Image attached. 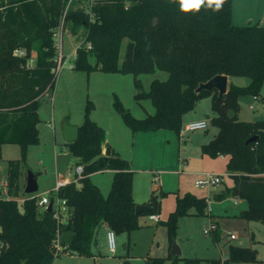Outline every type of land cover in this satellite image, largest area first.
<instances>
[{"label": "trees", "instance_id": "obj_1", "mask_svg": "<svg viewBox=\"0 0 264 264\" xmlns=\"http://www.w3.org/2000/svg\"><path fill=\"white\" fill-rule=\"evenodd\" d=\"M69 0H0V145L18 144L22 158L9 160L7 198L0 187V264H52L63 253L94 255L98 228L105 224L115 233L140 227L133 195L134 171L128 159L107 143L106 130L90 118L95 108L86 105L79 126V138L66 142L83 166L81 175L60 186L53 199L65 201L66 211H49L38 205L40 195L25 192L22 162L31 144L39 141L40 98L54 90L58 73L56 31ZM233 0H226L219 12L202 7L184 13L178 0H93L91 8L72 7L64 18V31L85 42L77 48L73 68L91 71L132 73L135 98L152 101L155 112L135 117L118 98L117 110L133 132L168 129L181 134L183 117L198 101L211 96L210 123L217 135L202 145V153L212 158L228 156L226 169L232 184L215 195L246 199L248 207L237 217L264 222V120L238 118L239 98L259 96L264 84V25H236L232 21ZM81 27L83 30L81 31ZM127 41L123 60L121 49ZM92 45L87 49L86 43ZM24 49V56L14 50ZM90 56L95 58L92 63ZM34 62L29 64V60ZM156 68L168 72L166 80L154 79L148 92L142 91L139 76ZM218 74L247 76V85L229 84L219 95L216 89L197 91L198 86ZM233 113V114H232ZM252 136L255 141L247 143ZM114 171L108 195L91 179L94 172ZM166 193L153 190L147 204L159 213ZM24 201L19 202L18 197ZM177 206L164 222L172 242L183 215H206L215 224L214 239L220 242L219 225L207 210L208 199L192 193L177 197ZM63 220L67 225L63 226ZM71 232L68 246L57 247V238ZM225 264L258 261L256 249L224 243ZM171 264H186L191 258L169 253ZM150 264H165L166 258L147 257ZM264 264V260L260 261ZM220 264L219 260H214Z\"/></svg>", "mask_w": 264, "mask_h": 264}, {"label": "rangeland", "instance_id": "obj_2", "mask_svg": "<svg viewBox=\"0 0 264 264\" xmlns=\"http://www.w3.org/2000/svg\"><path fill=\"white\" fill-rule=\"evenodd\" d=\"M250 2L254 23L264 25V7L262 9L258 7V0H250ZM80 30L82 31L83 28L81 27ZM82 41L83 38L78 39L71 30L63 33L64 54L67 56L64 65L59 69L54 90L47 91L40 98L38 110L40 138L37 143L30 145L22 162V181L25 182L28 171H32L39 186L36 194L52 197L56 195L55 189L59 180L75 179L77 157L64 140L62 126L64 122L80 126L84 121L86 105L90 100L95 104L90 118L106 130L107 143L118 150L122 157L134 161V167L139 170L133 177L135 200H147L155 187L157 193L161 191L166 193L161 198V209L158 213L161 220L165 222L168 219L171 211L178 204L177 197L186 193L205 196L209 202L207 210L215 215L240 214L247 208L249 205L246 199L230 196L216 201L212 195L216 190L220 191L232 184V178L226 169V157L221 155L218 158L203 157L200 149L194 147V143L188 146L178 143L175 132L171 135L172 142H168L167 138L170 137L167 135L168 130L152 132L151 135L135 136V132L117 110L115 100L118 98L132 115L139 118L155 112L152 101L150 98L136 100L132 73L106 72L100 69L86 71L73 68L74 59L68 58V54L72 53ZM127 41L126 39L122 45L120 61L123 60ZM90 60L92 63L96 61L93 56H90ZM139 78L142 82V91L148 92L152 81L166 80L168 72L156 68L154 72L143 73ZM231 81L234 84L247 85L250 83V78L232 76ZM239 103L238 118L240 120H264V84L259 96H240ZM209 104H211L209 98L202 99L201 103L196 105L197 107L189 111V116H194L196 112L203 110L210 111L211 115ZM251 105L254 108H251ZM208 127V132L191 131L186 136L189 135L192 138L197 135L206 136L217 129L212 123H209ZM21 158L20 145H0V187L3 196H5L8 161ZM154 170L157 171V175ZM174 170L176 172H173ZM207 172L220 173L224 177V182L196 188V181L205 178L206 176L202 173ZM91 179L101 187L105 195L109 193L113 180L112 172L108 170L94 172ZM149 215L142 213L139 218L140 227L130 233H115V251H111L109 247L106 229L100 228L97 242L93 247L95 253H100L97 263L112 264L109 258L114 257L113 255H117L118 258L119 255H125L126 260L131 264H146L148 256L166 258L165 264H171V260L167 258L171 253L168 228L162 221H151ZM228 222L222 227L221 243L231 240L238 245L252 246L256 249L258 257V261L230 262L229 264H261L260 261L264 260V222L240 217L230 219ZM66 225V220H63V226ZM210 226V219L206 215H183L179 218L174 241L181 248V257L192 259L190 264H215L214 260L221 262L222 259L228 258L226 247L215 242L214 231L210 229ZM231 234H235L236 238L232 239ZM70 236L69 230L64 229L61 233L62 241L70 242ZM64 256L59 255L56 258H65ZM180 264H186L185 260H182Z\"/></svg>", "mask_w": 264, "mask_h": 264}, {"label": "crops", "instance_id": "obj_3", "mask_svg": "<svg viewBox=\"0 0 264 264\" xmlns=\"http://www.w3.org/2000/svg\"><path fill=\"white\" fill-rule=\"evenodd\" d=\"M259 1V3H258V7L260 8V9H262L263 7H264V0H258ZM252 6H251V2H250V0H233V7H232V21H233V23L234 24H236V25H245V24H249V23H254V17H253V11H252ZM262 25V24H261ZM69 54H71V53H69ZM230 83H234V82H232L231 81V76H228V88H229V84ZM206 98H209L210 99V102H211V104H209V106H210V108H211V106H212V100L213 99H211V96H208V97H205V98H203V99H206ZM201 101H202V99L201 100H199L198 101V103H197V105L199 104V103H201ZM197 107V106H196ZM191 112V111H190ZM190 112H188L185 116H184V118H183V123H184V125L186 124V123H188V122H190V121H194V120H200V119H206L207 121H208V124L210 123V118H211V116H212V108H211V115L209 114V112L210 111H207V110H203V111H201V112H196V114L194 115V116H189L190 114ZM183 125V126H184ZM209 126V125H208ZM162 130H168V129H160V130H157V131H139V132H135V136L137 135H151V133L153 132V133H156V132H160V131H162ZM204 132H208L209 131V127L207 128V129H205V130H203ZM174 131H171V130H168V132H167V135L169 136L170 135V137H168L167 138V141L168 142H172V140H171V135H172V133H173ZM217 132H218V129H216V131H213L211 134H208V135H206V134H204V135H206V136H202V135H197V136H195V137H190L189 135H187L186 136V134L188 133V132H186V133H184V134H178V133H176V134H174L175 135V137L177 138V140H178V143H182V144H184V146H188V145H190V144H193L194 143V147H197V148H199L200 149V152H201V154L203 155V157H209V158H212V157H210L209 155H206V154H203L202 153V150H201V148H202V145H204V144H206V143H209L212 139H214V137L217 135ZM107 135V134H106ZM113 149H115L114 147H113ZM116 150V149H115ZM118 153H119V151L118 150H116ZM120 154V153H119ZM221 156H224V155H221ZM224 157H226L227 158V162H228V159H229V157L228 156H224ZM218 158V157H217ZM77 160H78V158H77ZM77 160H76V162H77ZM129 162H130V166H131V168H132V170L134 171V174H135V172L136 171H139L137 168H135L134 167V165H133V162L134 161H130L129 160ZM227 162H226V164H227ZM105 170H108V171H110V172H112V174L114 175V171L113 170H111V169H105ZM101 171H103V170H101ZM181 171H182V169H181ZM97 172H99V171H97ZM173 172H176L175 170L173 171ZM183 172V171H182ZM154 173L157 175V171L156 170H154ZM159 173L161 174V171H159ZM218 174H220V173H218ZM202 175L204 176L205 175V173H202ZM221 175V174H220ZM76 176V175H75ZM222 176V181L220 182V183H222V182H224V177H223V175H221ZM134 177V176H133ZM206 178V177H205ZM205 178H203V179H205ZM68 180V182H70V181H73V180H69V179H67ZM199 180H202V179H199ZM199 180H197L196 181V184H195V186H196V188H204V187H206V186H208V185H204V186H199L198 184H197V182L199 181ZM95 184V183H94ZM98 185V184H97ZM99 186V185H98ZM100 187V186H99ZM227 186H225L222 190H220V191H215L212 195H213V197H214V199H216L215 198V195L216 194H218V193H220V192H222V191H224V189L226 188ZM100 189H101V187H100ZM153 190H155V191H157V188L155 187ZM152 190V191H153ZM101 191H102V189H101ZM152 191H151V193H152ZM210 193L212 192V191H209ZM102 193L104 194V192L102 191ZM134 193V192H133ZM192 194H194V193H192ZM42 195V194H41ZM105 195V194H104ZM108 195V194H107ZM134 195V194H133ZM150 196H151V194H150ZM197 196V195H196ZM199 197H205V196H203V195H201V196H199ZM18 198H20V199H22L23 198V196L22 195H20V197H18ZM150 198V197H149ZM148 198V199H149ZM148 199L146 200V199H143L142 201H137V200H135L136 202H137V204H147V201H148ZM225 199V198H224ZM217 200H222V199H216V201ZM209 204V203H208ZM246 209V208H245ZM175 210V209H174ZM244 210V209H243ZM172 212V211H171ZM214 216H215V218H216V220H217V223H218V225H219V231H218V233H220V236H221V240H222V227L224 226V225H226L227 223H229L228 221H230V219H235V218H237V216L239 215V214H231V215H228V213L226 214V215H215V214H213ZM159 218H161L160 216H159ZM210 219V218H209ZM151 220V219H150ZM160 221H156V220H151V221H153V222H161V221H163V220H161V219H159ZM100 228H104V229H106V231H107V236H108V232L110 231V229L105 225V224H103V225H101L99 228H98V230H97V234H98V231H99V229ZM97 234H96V242H97ZM109 237V236H108ZM108 237H107V241H108ZM213 238H214V236H213ZM252 238H253V234H252ZM220 240V242H216V243H218V244H220V245H223L224 246V243L226 242H223V243H221L222 241ZM59 244L61 245V246H68L69 245V242H65V240H63L62 241V237H61V235H60V237H59ZM96 244V243H95ZM94 244V245H95ZM94 247V246H93ZM94 251V250H93ZM99 252H97V253H95L94 252V255H92V256H80V255H77V254H70V253H63V254H61V255H65L64 257L65 258H60V257H58V258H56L55 257V259H54V261H53V263L52 264H92L93 262H94V264H98L97 263V261L99 260L98 258H99ZM59 256V255H58ZM114 257H112V258H109L110 259V261H112V264H123V262L127 259L126 257H125V255H119V258H118V256L117 255H113ZM149 257V256H148ZM108 259V260H109ZM147 259V258H146ZM131 264V263H130Z\"/></svg>", "mask_w": 264, "mask_h": 264}, {"label": "built area", "instance_id": "obj_4", "mask_svg": "<svg viewBox=\"0 0 264 264\" xmlns=\"http://www.w3.org/2000/svg\"><path fill=\"white\" fill-rule=\"evenodd\" d=\"M72 4H74V6H81L82 8L83 7H86L88 8V10L91 8L92 4H93V0H69L66 4V7L64 8V13L62 15V21H61V24L57 31H56V34H55V37H56V46H57V50H58V55H57V59L58 60V68H57V73L59 72V69H61V67L64 65L65 63V59H66V56L67 54H64V42H63V33L65 32L64 29H63V25H64V18L67 14V12L72 8ZM73 6V7H74ZM0 9H2V7L0 6ZM85 42V38H83V41L82 43ZM80 43V44H82ZM78 44V46L80 45ZM78 46L75 48V50L71 53V54H68V58L69 57H72L74 60L76 58V55H77V48ZM86 47L87 49H91L92 48V45L87 42L86 43ZM26 54V51L24 49H16L14 50V55L16 56H24ZM34 62V58L32 57L30 60H29V64H32ZM73 67V66H72ZM251 108H254L253 105H251ZM208 121L206 119H200V120H194V121H190L188 123H186L180 133L181 135L186 133V132H191V131H197V130H205L208 128ZM76 174L77 175H81L82 172H83V166L82 165H78L77 168H76ZM205 176L206 178L205 179H202V180H199L197 182V184L200 186H204V185H215V184H219L221 181H222V176L220 174H214V173H210V172H207L205 173ZM66 183H69L67 179H61L57 182V186H56V189L55 191L57 192L58 188L60 186H63L65 185ZM3 193V192H2ZM7 187L5 188V191H4V195L6 196L7 198ZM3 196V195H2ZM4 196V197H5ZM20 203H22L24 201V198L22 199H18ZM52 200V197H49V196H46V195H40V198L38 200V205L39 207L41 208H47L50 201ZM59 199L56 198L54 200V204H53V208L56 209V216L59 218L60 216V209L62 212H65L66 211V207H65V201H62V206H60L59 204ZM150 219L151 220H156V221H160L159 219V215L157 213H153V214H150L149 215ZM211 223V222H210ZM215 227L216 225L215 224H212L211 223V226H210V229L211 230H215ZM205 232H208V230H205ZM108 244H109V247L111 249V251H115V248H116V242H115V232L114 231H109L108 232ZM60 237V236H59ZM59 237L57 238V247H60L61 245L59 244ZM232 239L233 238H236V235L235 234H231L230 236ZM225 260L226 258L222 259L220 264H225ZM146 264H150L149 261L146 260Z\"/></svg>", "mask_w": 264, "mask_h": 264}, {"label": "water", "instance_id": "obj_5", "mask_svg": "<svg viewBox=\"0 0 264 264\" xmlns=\"http://www.w3.org/2000/svg\"><path fill=\"white\" fill-rule=\"evenodd\" d=\"M203 89L206 90L216 89L219 92V95L225 94L228 91V75L226 74L215 75L207 82L204 83L202 82L196 90L201 91ZM62 134L66 142L76 141L79 138V125H72L67 122H64L62 126ZM256 139H258V136H252L247 140V143L255 141ZM25 182H26L25 192L27 194H33L38 191L39 189L38 181L35 177V174L32 171H28L27 180ZM54 200L55 199L52 198V200L50 201L47 207L49 211H52L53 209ZM151 210L152 207L149 206L148 204L136 205V213L138 214L144 212H150ZM171 253L177 256H181L182 254L181 248L176 244L175 241L172 242ZM123 264H130V262L125 260Z\"/></svg>", "mask_w": 264, "mask_h": 264}, {"label": "clouds", "instance_id": "obj_6", "mask_svg": "<svg viewBox=\"0 0 264 264\" xmlns=\"http://www.w3.org/2000/svg\"><path fill=\"white\" fill-rule=\"evenodd\" d=\"M226 0H178L180 10L184 13L199 12L202 7L219 12Z\"/></svg>", "mask_w": 264, "mask_h": 264}]
</instances>
